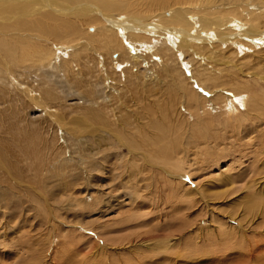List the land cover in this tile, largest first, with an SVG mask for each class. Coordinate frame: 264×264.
I'll return each mask as SVG.
<instances>
[{
	"label": "bare ground",
	"instance_id": "bare-ground-1",
	"mask_svg": "<svg viewBox=\"0 0 264 264\" xmlns=\"http://www.w3.org/2000/svg\"><path fill=\"white\" fill-rule=\"evenodd\" d=\"M10 93L24 95L31 110L43 112L39 120L46 126L9 132L17 155L36 161L26 167L5 160L2 151L10 144L0 138L3 224L17 223L25 213L8 212L7 199L17 188L26 185L42 195L58 181L46 201L34 200L33 211L53 241L63 200L76 207L99 203L88 186L109 159L115 177L129 175L121 190L108 188L106 203L127 198L136 210L146 205L143 197H157L165 188L173 197L178 187L185 197L203 200L202 184L191 188L184 180L224 141L255 154L253 188L264 175V0H0V108ZM45 129L53 136L46 138ZM59 192L63 196L54 199ZM256 216L264 220V203L249 202L242 217ZM200 220L210 224L206 216ZM243 225L234 218L217 222L214 234L198 232L182 249L215 258L194 264L224 263L230 256L243 260L233 264H264V241L247 236ZM99 234L104 255L110 243ZM167 238L151 246L173 248L176 240ZM62 246H53L54 252Z\"/></svg>",
	"mask_w": 264,
	"mask_h": 264
},
{
	"label": "rangeland",
	"instance_id": "rangeland-1",
	"mask_svg": "<svg viewBox=\"0 0 264 264\" xmlns=\"http://www.w3.org/2000/svg\"><path fill=\"white\" fill-rule=\"evenodd\" d=\"M198 91L200 90L198 89ZM16 98L18 97L15 94L10 93L8 97L4 98L5 102L0 108V112H3L0 115H4V119L1 121L2 125H0V138H2L3 143L10 144L8 146L9 149L6 148L2 153L5 151L3 153L5 160L26 167V164H32L36 161L30 156L26 157V155L21 153V155H17L16 147L12 144L13 141L11 139L14 134H9V132L13 131L11 128L15 129L19 126L27 128L38 124L46 126V122H40L39 114L43 115V112L31 110L28 99L24 95L19 96V99ZM222 120L220 118V121ZM57 133L60 134L59 129H57ZM52 136L53 131L45 129V137ZM61 141V137H58L56 143L60 144ZM221 149L202 160L200 170L194 173V177L191 179L187 177L184 180L185 186H190L191 188H194V182L202 184V190L204 191L203 200L198 199L197 194H195L196 196L194 195V198L185 197V195H182L183 190L180 187H178L176 195L172 197L169 189L165 188L166 190L162 191L158 189L160 188L158 183L156 188L159 190V195L156 197L155 194H150L148 199L143 197L142 200L147 201H145L146 205L140 208L137 207L136 210L134 209L136 207L132 208V205L128 204L127 198H120L119 201H114L113 203H111L112 200H109V203H106L109 199L106 194L108 188L121 190L120 184L128 179L129 175L128 171H126L124 174L122 173V175L115 177L110 170L114 161L112 159L107 160L99 166L101 172H93V178L90 179L88 186L97 194L99 203L90 204L86 207H76L70 203L72 201L63 200L61 207L57 210L59 224L53 230L56 237L53 239L54 243L50 238V234H47L46 226L37 225L36 221L38 218H34L33 211H35L34 200L46 201L43 198H49L51 193L55 192L56 187L52 185L58 181L50 183V186L43 190L42 195L37 194V191L27 190L29 188L26 185L24 188H17L18 192L16 194L13 193V196L7 199L8 212L21 211L25 213L23 216L17 217L18 219L16 218L19 222L7 225L3 224L2 219V213L5 210L0 208V264H54L56 261L60 264H124L123 262L127 260L132 261V264H194L204 260L210 262L211 259L215 258H196L195 253L191 252L192 249L185 253L182 248L189 245L191 241L193 242L194 236L198 232L202 235L204 233L210 234L209 232L214 234L217 222H224V220L226 221L229 218L241 220L244 224L246 235L263 242L264 220H261V216L260 218L256 216L250 221H244L247 218L243 219L242 217L244 208L249 202H254L255 204L264 203V175L258 176V178H263L255 187H251V181L256 178V156L243 146L234 144L233 141H224L221 144ZM58 151H65L64 156L70 157V153L66 150L58 149ZM45 152H49L47 148L41 149L40 154H42L43 158L48 157ZM201 156L203 157V155ZM26 175L32 178H39L34 176L33 173L31 174V172H26ZM24 177L23 179L27 178L25 175ZM228 178L231 180L230 184L224 181ZM74 182L83 186L82 180H75ZM67 193L68 191H63L65 196ZM207 193L211 196H208ZM59 196H63L62 192H59L54 199L60 198ZM148 196L146 195L145 197ZM153 197L155 198L153 199ZM54 199L50 198L49 202H53ZM149 201L151 205H149ZM194 201H196L195 204L191 205ZM135 211L139 212V218L137 217L138 212ZM132 213L136 214L133 216ZM125 216L130 218L131 221L128 222ZM205 216L206 220L210 221V224L208 221L202 222L201 220V224H199L197 220ZM120 218H123V222ZM181 218L187 219V225L182 226V223L179 224ZM80 223L86 225L87 229L73 227L74 225L78 226ZM146 229L149 230L147 231ZM96 233H100V237L105 239L106 244L110 243V247L107 246V249L102 251L104 255L100 253V248H102L101 241L98 243L100 245H97ZM202 235L200 239H202ZM171 236L174 241L176 240V245L173 248L167 250L154 249V244L159 245L167 240V237L171 238ZM58 242L61 244H58ZM133 242H137L138 248H133ZM112 243L115 245L112 246ZM141 243L142 245H140ZM203 243L201 241V244ZM53 246H57V249L62 246V250L55 253ZM262 260L264 261V258L259 263ZM242 261L230 256L228 261L226 260L224 263L217 260L212 261L211 264H214V262H219L218 264H233V262Z\"/></svg>",
	"mask_w": 264,
	"mask_h": 264
}]
</instances>
